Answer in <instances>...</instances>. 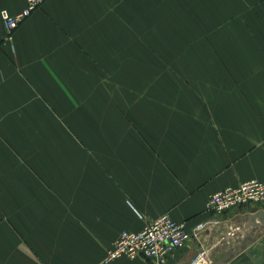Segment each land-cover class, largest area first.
Wrapping results in <instances>:
<instances>
[{
	"label": "crops",
	"instance_id": "crops-1",
	"mask_svg": "<svg viewBox=\"0 0 264 264\" xmlns=\"http://www.w3.org/2000/svg\"><path fill=\"white\" fill-rule=\"evenodd\" d=\"M26 2L0 0V264H154L105 259L122 231H192L211 195L264 182V0H47L7 38L1 11ZM254 212L165 264H264Z\"/></svg>",
	"mask_w": 264,
	"mask_h": 264
},
{
	"label": "built area",
	"instance_id": "built-area-1",
	"mask_svg": "<svg viewBox=\"0 0 264 264\" xmlns=\"http://www.w3.org/2000/svg\"><path fill=\"white\" fill-rule=\"evenodd\" d=\"M46 1L27 0L26 7L18 15H11L6 10H2L1 19L7 38H11L14 31ZM252 206L264 207L263 181H246L236 187H228L211 195L207 203V210L216 218L198 223L192 231L188 229L186 222L175 221L169 214L150 221L140 232L122 231L107 251L105 261L143 258L154 262V264H165L177 249L184 247L206 226L219 224L221 215L231 210ZM258 223V226H264V222L258 221ZM247 224L246 219H243L242 229L247 227ZM189 264L213 263L207 259L205 252H201Z\"/></svg>",
	"mask_w": 264,
	"mask_h": 264
},
{
	"label": "water",
	"instance_id": "water-1",
	"mask_svg": "<svg viewBox=\"0 0 264 264\" xmlns=\"http://www.w3.org/2000/svg\"><path fill=\"white\" fill-rule=\"evenodd\" d=\"M257 220L264 222V213H252L249 215L247 227L257 226L259 224Z\"/></svg>",
	"mask_w": 264,
	"mask_h": 264
},
{
	"label": "rangeland",
	"instance_id": "rangeland-1",
	"mask_svg": "<svg viewBox=\"0 0 264 264\" xmlns=\"http://www.w3.org/2000/svg\"><path fill=\"white\" fill-rule=\"evenodd\" d=\"M239 227H241V225H240V223H237V225H234V224H233V226L231 227L232 229H229V231L233 232L234 234L236 233L237 236L234 237V238H236V240H239V239L242 238V236H241L242 231L240 230ZM229 228H230V227H229ZM236 228H239V229L236 230ZM234 234H233V235H234ZM249 240L251 241L252 239L249 237ZM194 258H195V257H193L191 261H193ZM191 261H190V262H191Z\"/></svg>",
	"mask_w": 264,
	"mask_h": 264
}]
</instances>
